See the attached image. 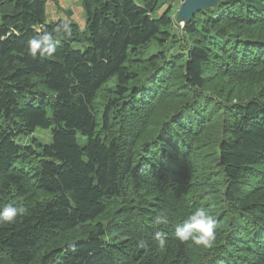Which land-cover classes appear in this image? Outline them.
Wrapping results in <instances>:
<instances>
[{
	"label": "trees",
	"instance_id": "16d2710c",
	"mask_svg": "<svg viewBox=\"0 0 264 264\" xmlns=\"http://www.w3.org/2000/svg\"><path fill=\"white\" fill-rule=\"evenodd\" d=\"M79 1L84 29L48 23L47 0H0V209H28L0 223V264H264V0H216L180 37L159 0ZM45 34L55 50L33 56ZM153 41L184 49L134 61ZM165 96L180 102L172 118ZM201 207L212 248L175 237Z\"/></svg>",
	"mask_w": 264,
	"mask_h": 264
},
{
	"label": "rangeland",
	"instance_id": "374dc122",
	"mask_svg": "<svg viewBox=\"0 0 264 264\" xmlns=\"http://www.w3.org/2000/svg\"><path fill=\"white\" fill-rule=\"evenodd\" d=\"M63 2H64V4H63ZM181 2H182V0H159L158 8H162V9L157 12V15H159L160 13L163 12V10L168 9L170 11L169 15L173 20V23H172L173 28H170L167 30L171 35L179 36V37L181 35V23L176 21V19H177L178 11L181 7ZM79 3H80V1H79ZM79 3H78V0H47V3L45 5V11L49 12V17L47 18L46 21L48 23L56 22L57 21L56 20L57 14L59 13L58 16L61 17L62 19L70 20L74 23H77V25L79 24L78 26L81 29H84V24H85V12H84V10H82L83 12H80L81 14H79L78 12H75L73 9L75 7V5H78ZM80 7L82 8L81 3H80ZM3 11H5V8H0V14H2L1 12H3ZM68 11H70V13ZM83 22H84V24H83ZM178 32H180V33H178ZM181 46L179 44L171 45L170 42H167V41L162 46H160L158 41H153L148 45V47H144L143 49H139V55L137 57H135L133 60L143 63L145 60L151 59V57L158 58L162 54L166 55L167 60H169L173 57L180 58L181 53H179V52H181L184 49ZM155 61L157 62L156 59H155ZM158 63L161 65L162 60L159 59ZM136 69L137 68H135V70ZM151 75L152 74L149 73L145 77H151ZM116 84H117V79L115 77L110 78L104 84V86L97 92L96 98L93 101V108H94V112H95L94 114L96 116L97 125L99 127H101L103 124L105 108L107 107V105H109V103L111 101L115 100L114 92H115ZM169 85L170 84L168 83L167 87ZM229 87L230 86L227 85L226 89ZM173 92H176L175 86L173 88ZM247 97H250V95ZM162 103H164V104L161 107ZM178 103H180V102H177V101L165 96L162 98L161 103L158 106V108L161 107L163 109L170 110L171 111L170 113H172V114L168 115V118L169 117L172 118L173 115L176 114V112L178 110L175 108L176 104H178ZM160 116H158L157 118H153L151 120L154 122ZM165 116L166 115H162V118H161L159 124L157 125V127L154 130L155 131L154 134H156L158 132L160 133L159 129L163 128L165 126V124H164ZM168 123H169V121H168ZM147 134L150 135L151 131H148ZM158 137H159V134L157 136L153 135L152 138L147 139V140L150 139L149 140L150 142L153 141L150 144V146H153L155 143L156 144L160 143L159 142L160 138H158ZM78 138H79V141L81 143L82 139L80 137H78ZM34 139H36L38 141V143L48 144L51 141V132H50V130L36 129L35 134H34ZM82 144L84 145L85 141H83ZM211 205H213V204L211 203ZM255 237H256V234H255Z\"/></svg>",
	"mask_w": 264,
	"mask_h": 264
},
{
	"label": "clouds",
	"instance_id": "9594fccd",
	"mask_svg": "<svg viewBox=\"0 0 264 264\" xmlns=\"http://www.w3.org/2000/svg\"><path fill=\"white\" fill-rule=\"evenodd\" d=\"M56 32L71 33V28L67 24H62L55 29ZM43 50L51 53L54 49L52 36L45 34L39 38H33L29 41L30 53L35 56L37 51ZM28 209L24 205L13 206L6 205L0 209V223H14L18 217L26 214ZM157 225L167 223V218L158 216L155 220ZM216 226L217 222L211 215L210 211L206 208H197L190 215L187 216L175 228V237L179 241L192 242L195 245L203 246L205 248H212L216 239ZM156 238L161 247L164 246L165 240L162 238L160 232L156 233ZM139 247H145L143 242L138 244Z\"/></svg>",
	"mask_w": 264,
	"mask_h": 264
},
{
	"label": "water",
	"instance_id": "95a60500",
	"mask_svg": "<svg viewBox=\"0 0 264 264\" xmlns=\"http://www.w3.org/2000/svg\"><path fill=\"white\" fill-rule=\"evenodd\" d=\"M216 0H182L181 7L178 11L177 21L181 23V29L184 28L193 15L199 11H204L209 7H215ZM37 143L35 147L37 148Z\"/></svg>",
	"mask_w": 264,
	"mask_h": 264
},
{
	"label": "crops",
	"instance_id": "0c3cea01",
	"mask_svg": "<svg viewBox=\"0 0 264 264\" xmlns=\"http://www.w3.org/2000/svg\"><path fill=\"white\" fill-rule=\"evenodd\" d=\"M74 2V1H73ZM78 3H79V0H78ZM63 4H64V2H63ZM74 4V3H73ZM49 6V5H48ZM74 9V11L75 12H78L79 14H81L80 12H83L82 10V8L80 7V3L78 4V5H75V7L73 8ZM69 13H70V11H68ZM53 15V14H52ZM59 15V13L57 14V18H56V20L58 21V19L59 20H64V21H69V22H72V21H70V20H65V19H62L61 17H59L58 16ZM49 17V12H47L46 11V20H47V18ZM74 23V22H73ZM75 24H77V23H75ZM83 24H84V22H83ZM79 25V24H78Z\"/></svg>",
	"mask_w": 264,
	"mask_h": 264
},
{
	"label": "bare ground",
	"instance_id": "6f19581e",
	"mask_svg": "<svg viewBox=\"0 0 264 264\" xmlns=\"http://www.w3.org/2000/svg\"><path fill=\"white\" fill-rule=\"evenodd\" d=\"M226 27H227V26H226ZM162 36H163V35H162ZM218 81H219V80H218ZM31 182H32V181H31ZM68 194H69V193H68ZM23 195H24V194H23ZM23 195H22V196H23ZM34 198H35V197H34ZM15 200H16V199H15Z\"/></svg>",
	"mask_w": 264,
	"mask_h": 264
}]
</instances>
